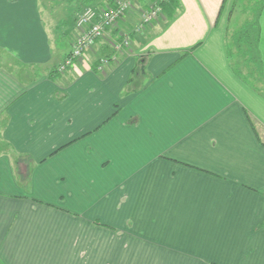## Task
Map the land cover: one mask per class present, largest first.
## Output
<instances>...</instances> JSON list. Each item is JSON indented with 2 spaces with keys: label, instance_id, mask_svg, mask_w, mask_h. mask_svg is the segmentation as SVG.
<instances>
[{
  "label": "crops",
  "instance_id": "crops-1",
  "mask_svg": "<svg viewBox=\"0 0 264 264\" xmlns=\"http://www.w3.org/2000/svg\"><path fill=\"white\" fill-rule=\"evenodd\" d=\"M178 1L58 73L82 6L0 0L4 264H264V69L235 74L223 0Z\"/></svg>",
  "mask_w": 264,
  "mask_h": 264
},
{
  "label": "built area",
  "instance_id": "built-area-1",
  "mask_svg": "<svg viewBox=\"0 0 264 264\" xmlns=\"http://www.w3.org/2000/svg\"><path fill=\"white\" fill-rule=\"evenodd\" d=\"M140 0H114L112 5L106 7H98L87 5L78 14L76 20V35L71 50L66 54L63 61L57 66L58 71L64 72L75 62L85 50L90 48L94 42L102 37L108 28L117 25L129 11L134 7H140ZM166 0H149L146 7L140 11V20L135 30H139L149 25L155 19L162 15V4ZM129 35L123 33L121 40L113 41L115 49L128 45ZM113 57H102L97 68L102 70L103 66H107Z\"/></svg>",
  "mask_w": 264,
  "mask_h": 264
},
{
  "label": "trees",
  "instance_id": "trees-1",
  "mask_svg": "<svg viewBox=\"0 0 264 264\" xmlns=\"http://www.w3.org/2000/svg\"><path fill=\"white\" fill-rule=\"evenodd\" d=\"M227 2L228 0L222 1L219 9V17L222 15ZM247 3L249 6L246 8L248 12L246 18L236 29H227L226 46L229 56H231V54H236L242 58L245 63L243 70L240 66L236 67V70L234 69L235 74L239 76L242 74L251 75L254 74L255 71L262 72L257 43L259 37V17L263 9L264 0H254L251 3L249 0ZM178 8V0H166L162 4V13L168 10L169 14L172 16ZM119 40H121V38ZM185 54L186 53H183L182 56ZM104 56L110 58L112 56V51L106 53ZM53 71L61 73L57 68L53 69ZM0 264L4 263L0 260Z\"/></svg>",
  "mask_w": 264,
  "mask_h": 264
},
{
  "label": "rangeland",
  "instance_id": "rangeland-1",
  "mask_svg": "<svg viewBox=\"0 0 264 264\" xmlns=\"http://www.w3.org/2000/svg\"><path fill=\"white\" fill-rule=\"evenodd\" d=\"M67 1H69V0H46V4H48V2L49 3H51L52 4V6H53V8L56 10V12H57V16L58 17H60V19L61 20H66V17L63 15V14H61V13H63V12H67L68 11V8H69V6H68V4H71V3H68ZM74 1V0H73ZM247 1H249V0H228V2L226 3V6L224 7V11H223V13H222V18L224 19V21H225V23H226V28L227 29H236L240 24H241V22L246 18V16H247V14H248V12H247V10H246V8L249 6L248 5V3H247ZM252 1H254V0H250V3L252 2ZM75 2H76V4L74 5V10L75 9H79V7H81L80 8V11L79 10H77L76 12L74 11V14H75V18H74V20L72 21V22H74V24H75V26H76V20H77V18H78V14L83 10V8L85 7V6H87V5H91V4H85V5H83V4H80L79 5V2L77 1V0H75ZM75 2H73V3H75ZM249 3V4H250ZM140 4V3H139ZM72 5V4H71ZM93 5V4H92ZM93 6H96V5H93ZM135 11V13H137L138 14V16H135V17H133V16H131V17H129L128 19H127V23H129L130 24V26H131V28H129V30H132V31H134V32H140V31H143L144 30V27L143 28H141V29H139V30H133V28L134 27H136V25H137V23L139 22V20H140V11H139V7L137 6V7H134V9L133 10H131V11H129L127 14H129V13H132V12H134ZM71 12H72V10H71ZM126 14V15H127ZM125 15V16H126ZM68 16V15H67ZM124 16V17H125ZM70 17V16H69ZM123 17V18H124ZM122 18V19H123ZM160 18V17H159ZM158 18V19H159ZM68 19H70V18H68ZM122 19H120V20H122ZM158 19H155V20H158ZM119 20V21H120ZM119 23V22H118ZM117 23V24H118ZM152 23V22H151ZM150 23V24H151ZM150 24L149 25H147V26H150ZM115 27V26H114ZM76 28V27H75ZM131 32V31H130ZM129 45V44H128ZM127 45V46H128ZM239 58V57H238ZM237 61V60H236ZM243 68L244 69V67L241 65L240 66V68ZM235 69V68H234ZM263 69H264V66H262V71H263Z\"/></svg>",
  "mask_w": 264,
  "mask_h": 264
}]
</instances>
